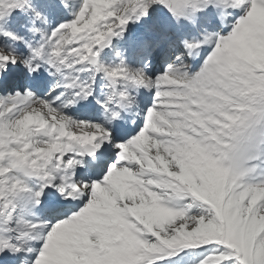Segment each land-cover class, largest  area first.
<instances>
[{
	"label": "snow or ice",
	"instance_id": "6c2138e0",
	"mask_svg": "<svg viewBox=\"0 0 264 264\" xmlns=\"http://www.w3.org/2000/svg\"><path fill=\"white\" fill-rule=\"evenodd\" d=\"M0 264H264V0H0Z\"/></svg>",
	"mask_w": 264,
	"mask_h": 264
}]
</instances>
